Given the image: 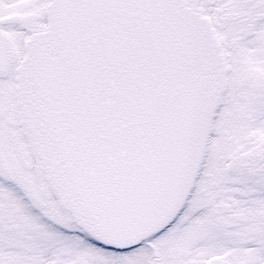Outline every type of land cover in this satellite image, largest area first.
<instances>
[{
	"label": "snow or ice",
	"instance_id": "snow-or-ice-1",
	"mask_svg": "<svg viewBox=\"0 0 264 264\" xmlns=\"http://www.w3.org/2000/svg\"><path fill=\"white\" fill-rule=\"evenodd\" d=\"M0 264H264V0H0Z\"/></svg>",
	"mask_w": 264,
	"mask_h": 264
}]
</instances>
